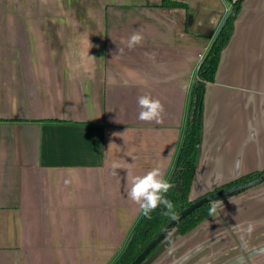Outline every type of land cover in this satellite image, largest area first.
<instances>
[{"label": "crops", "instance_id": "obj_1", "mask_svg": "<svg viewBox=\"0 0 264 264\" xmlns=\"http://www.w3.org/2000/svg\"><path fill=\"white\" fill-rule=\"evenodd\" d=\"M172 1L187 9L0 0V264H113L124 250L143 216L128 172L161 164L170 179L199 56L235 3ZM134 31L143 41L129 49ZM144 94L163 103L162 123L137 119ZM263 169L264 0H246L206 87L191 197ZM220 202L144 264H264V183Z\"/></svg>", "mask_w": 264, "mask_h": 264}, {"label": "trees", "instance_id": "obj_2", "mask_svg": "<svg viewBox=\"0 0 264 264\" xmlns=\"http://www.w3.org/2000/svg\"><path fill=\"white\" fill-rule=\"evenodd\" d=\"M227 1L231 3L234 0ZM233 6L234 8L239 7L238 14L236 16H233V8L232 12L226 19L224 26L216 37L209 53L205 56V59L203 60L198 71V78L195 81L192 89V97L185 137L174 171L170 179L168 180L173 185V188L167 193V199L172 202L173 209L171 210V212H169L163 207V205H161L155 211L151 212L149 216H145L143 214L140 221L134 228L124 250L113 264H132L137 259V257L141 255L142 252L166 229V227L170 224V222H172V220H174L179 214H181L183 211L190 208L194 204L204 199L212 198L220 193L252 184L264 177V169L255 171L236 178L235 180L223 184L219 187H216L212 191L203 194L197 199H192L191 197V190L198 164L199 147L202 140V111L206 94V87L208 83H212L215 80L222 52L232 38L235 21L239 15L242 3L236 1ZM162 7L170 9H187V6L185 4L172 0H162ZM3 122L5 121L0 120V123ZM52 122L55 123V121ZM251 188L254 187L243 189L204 203L203 205L192 211L185 218H183L176 225L173 232L177 231L181 235L190 233L199 225L215 215H209V209L214 202L223 201ZM170 235L168 236V238L170 237ZM159 247L160 246H158L150 254V256Z\"/></svg>", "mask_w": 264, "mask_h": 264}, {"label": "clouds", "instance_id": "obj_3", "mask_svg": "<svg viewBox=\"0 0 264 264\" xmlns=\"http://www.w3.org/2000/svg\"><path fill=\"white\" fill-rule=\"evenodd\" d=\"M85 39L90 44L89 37H85ZM142 41V33L134 31L127 41V47L133 49L141 45ZM90 58L95 60L93 57ZM137 106L139 121L156 124L163 122L165 108L160 99L154 98L150 94L140 95L137 98ZM119 167H121L119 164L113 165V168ZM128 175L131 177L130 188L127 190L128 199L138 205L145 216H149L161 205L171 212L173 204L167 199V193L173 188V185L165 178L163 165L157 164L143 175H132L131 171L128 172ZM220 207L221 202H214L209 209V215L216 214ZM255 227V222H249L246 228L241 226V231L251 235ZM241 240L246 246L243 237Z\"/></svg>", "mask_w": 264, "mask_h": 264}, {"label": "water", "instance_id": "obj_4", "mask_svg": "<svg viewBox=\"0 0 264 264\" xmlns=\"http://www.w3.org/2000/svg\"><path fill=\"white\" fill-rule=\"evenodd\" d=\"M235 1H239L240 3H243L246 0H235ZM238 11H239V7L234 8L233 16H236L238 14ZM259 183H261V184L264 183V177L261 178L260 180H258L257 182L252 183V184H248L246 186H243V187H240V188H237V189H234V190H230V191H227V192H224V193H220V194H218V195H216V196H214L212 198L204 199V200L194 204L190 208L186 209L181 214H179L174 220H172V222H170V224L166 227V229L142 252L141 255H139L137 257V259L132 264H143L148 259L150 254L168 238V236L175 229L176 225L183 218H185L192 211H194L196 208L200 207L201 205H203L204 203H206V202H208L210 200H214V199H216L218 197L226 196V195L235 193V192L243 190V189H247V188H250V187H255Z\"/></svg>", "mask_w": 264, "mask_h": 264}, {"label": "built area", "instance_id": "obj_5", "mask_svg": "<svg viewBox=\"0 0 264 264\" xmlns=\"http://www.w3.org/2000/svg\"><path fill=\"white\" fill-rule=\"evenodd\" d=\"M235 2H236V1H235ZM199 59H200V62L202 63L203 60L205 59V55H200V56H199Z\"/></svg>", "mask_w": 264, "mask_h": 264}]
</instances>
